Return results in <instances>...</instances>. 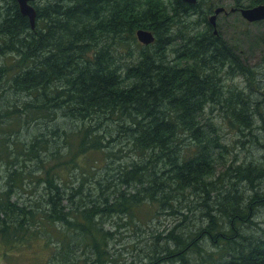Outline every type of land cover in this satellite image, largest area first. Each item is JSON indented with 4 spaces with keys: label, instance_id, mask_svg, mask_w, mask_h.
I'll return each instance as SVG.
<instances>
[{
    "label": "trees",
    "instance_id": "obj_1",
    "mask_svg": "<svg viewBox=\"0 0 264 264\" xmlns=\"http://www.w3.org/2000/svg\"><path fill=\"white\" fill-rule=\"evenodd\" d=\"M2 1L6 0H0V160L16 163L20 154L31 159L40 149L51 148L49 138L36 136L26 142L21 133L24 125L29 131L34 121L58 109L83 119L107 114L117 123V128L107 129V143L93 124L66 130L67 153L59 144L52 152L55 163L39 159L45 186L32 191L35 197L30 200L15 196L11 178L0 184V243L6 251L40 232L31 229L34 224L48 222L66 229L46 264H118L108 248L111 231L105 228L104 216L148 200L159 205L158 212L181 218L141 264L172 258L177 264H264V236L248 231L253 204L264 206V189L256 183L264 181V55L256 70L219 28L214 32L210 16L217 6L206 8L203 0H47L35 6L32 27L18 0H8L7 5ZM234 1L239 13L242 6L264 2ZM193 14L198 16L194 27L182 24L172 32L182 15ZM139 28L152 30L156 41L142 42L144 47L126 67L113 44L124 34L135 40ZM170 46L174 57L169 56ZM224 75L244 76L250 91L225 88ZM257 76L261 83L255 89ZM218 102L229 107L231 122L245 136L260 122L254 134L263 140L261 163L237 164L234 159L226 165L229 150L219 128L204 117L206 106ZM118 129L131 134L132 144L127 143L134 149L148 153L124 178L126 185L133 183L132 193L115 189L103 200H87L79 187L68 192L55 171L66 162L63 156L72 159L111 145ZM232 168L251 182L249 195L240 194L236 186L226 191L218 187ZM188 202L201 206L205 225L188 222L193 208L176 209ZM206 237L218 249L198 259L196 252L202 253Z\"/></svg>",
    "mask_w": 264,
    "mask_h": 264
},
{
    "label": "rangeland",
    "instance_id": "obj_2",
    "mask_svg": "<svg viewBox=\"0 0 264 264\" xmlns=\"http://www.w3.org/2000/svg\"><path fill=\"white\" fill-rule=\"evenodd\" d=\"M7 1L2 2L7 5ZM46 1L34 0L33 4L34 6H42ZM234 4V0H203V6L206 8L211 5L213 7L220 5L226 7V10L219 13L217 17V27L229 44L241 50L242 55L254 65L256 70H259L264 55V20L257 24L249 22L241 13L230 10L231 7H235ZM197 19V14L182 15L180 25L174 26L172 32L176 33L182 24L190 28L194 27ZM164 35L169 34L164 33ZM139 41L137 36L133 40L124 34V38H120L117 43L113 44L116 47V56L122 65L127 67V64L134 61L138 56L140 49L144 47L143 43ZM171 49L170 46L169 56L174 57L175 53ZM258 76L257 80L252 82V87L255 89H258L261 83ZM223 82L227 86H224L225 88L240 87L248 92L251 89L250 82L242 75L235 77L224 75ZM18 96H14V99L18 98ZM250 105L254 108L253 104ZM228 113H230L229 107L224 103L218 102L207 105L204 114L206 121L214 122L218 126L222 141L229 150L225 153L226 165H229L234 159H238L237 164L242 161L246 163L253 161V164L261 163V142L263 140L261 134H254L259 131L260 122H257L253 133L248 131L245 136L231 122ZM84 124H93L97 129L95 131L103 135L104 143H107V138L109 137L107 129L112 126L117 128L116 120L110 115L102 114L98 118L83 119L65 115L63 109H58L56 114L51 113L50 116L41 117L34 121L29 131L24 125L21 137L26 142H30L34 137L39 136L40 138H49L52 146L51 148L40 149V155L31 159L26 154H20L16 163H10L6 159L0 160V184L4 185L11 178L12 183L15 185L16 197H21L20 199L24 200H30L31 196L35 197V193H32V191H40L45 186L43 169L37 167L39 159L43 158L46 163H55L57 160H52V152L57 145H64L62 152L64 154L67 153L65 131ZM112 138L114 142L106 147L89 149L78 153L72 159H70L69 155L63 156L66 162L59 165L55 171L57 179L68 192L71 193L72 190L79 187L82 196L87 200L95 198L103 200L109 194L114 195L115 189L124 190L127 194L132 193L133 183L126 185L124 178L132 164L148 158V153L142 154L127 143L132 144V136L129 132L120 129L114 130ZM15 169H18V172L14 175ZM11 174L13 175L10 176ZM256 183L264 189V181L260 182L256 179ZM217 184L218 187L225 191L227 188L236 186L239 190L238 192L243 195H249L253 191L251 182L237 176L233 168L230 172L224 174ZM212 195H215V191L212 192ZM213 199L210 201L212 206L215 205ZM247 202L248 199L246 200ZM200 207L196 202H188L182 206L178 204L176 209L183 211L184 209L193 208L188 222L197 221L205 225L206 221ZM252 209L253 215L252 220L249 222L248 231L264 236V206H259L255 202ZM158 210L162 209L156 202L145 200L140 204L133 205L128 210L112 211L104 216L105 228L111 231L108 248L111 257L116 259L118 264H130L131 261L141 264L146 261L155 245L163 243L164 234L169 227L181 218V215L158 212ZM218 215L220 218L226 217L220 213ZM39 227V224H34L31 229L40 232L33 234L29 239L19 243L9 251H6L0 243V264H46L52 257V251L58 241H60V235H62L66 227L63 224L48 222ZM217 249L218 247L210 238L206 237L201 243L202 253L198 254L196 252V256L200 259L204 256V253ZM173 259L163 260L161 264H177V262H173ZM114 263L112 261V264Z\"/></svg>",
    "mask_w": 264,
    "mask_h": 264
},
{
    "label": "water",
    "instance_id": "obj_3",
    "mask_svg": "<svg viewBox=\"0 0 264 264\" xmlns=\"http://www.w3.org/2000/svg\"><path fill=\"white\" fill-rule=\"evenodd\" d=\"M185 1L189 3H195L198 0H185ZM18 2L20 4V9L22 13L29 16L32 27H35L37 10L33 4V0H18ZM237 9H238L237 7L230 8L231 11H237ZM225 10H226L225 6L223 5L217 6L215 8V11L210 16V20L215 27L214 29L215 33H218V27H217L218 14ZM239 11L243 15V17L249 21L264 19V2L252 6H242ZM137 37L144 44L152 43L156 38L154 32L146 28H139L137 30Z\"/></svg>",
    "mask_w": 264,
    "mask_h": 264
},
{
    "label": "bare ground",
    "instance_id": "obj_4",
    "mask_svg": "<svg viewBox=\"0 0 264 264\" xmlns=\"http://www.w3.org/2000/svg\"><path fill=\"white\" fill-rule=\"evenodd\" d=\"M156 41V40H155ZM140 42V41H139ZM144 45V44H143ZM149 46V45H148Z\"/></svg>",
    "mask_w": 264,
    "mask_h": 264
}]
</instances>
